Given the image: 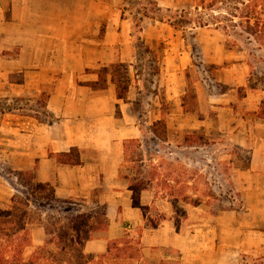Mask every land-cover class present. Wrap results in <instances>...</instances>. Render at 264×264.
<instances>
[{
	"label": "crops",
	"instance_id": "obj_1",
	"mask_svg": "<svg viewBox=\"0 0 264 264\" xmlns=\"http://www.w3.org/2000/svg\"><path fill=\"white\" fill-rule=\"evenodd\" d=\"M123 1L0 0V92L48 94L43 120L18 114L2 118L0 157L13 170L30 171L37 182L50 184L59 201L103 206L104 229L91 230L89 239L67 249L62 264H248L264 253V119L257 116L264 97L254 104L246 95L236 103L210 106L216 112L210 126L223 123L230 140L248 152L246 165L234 166L231 175L241 208L211 213L175 202L164 183L156 190L151 177L134 200V183L122 172L124 143L143 136L131 86L121 99L109 74L104 87L92 84L100 68L126 64L132 69L138 59L132 21L120 16ZM190 1L154 0L160 8L175 10ZM140 27L144 43L167 38L172 44L165 49L158 94L151 101L153 120L165 119L167 126L171 122L185 133L204 126L207 135V95L201 119L188 112L168 119L158 99L160 87L173 82V70L189 64L184 39L179 41L168 23L156 19L144 18ZM170 92L175 90L168 89L167 95L176 100ZM140 98L141 115L150 124L149 98L144 91ZM174 105L180 115L182 101ZM73 147L80 151L79 164L57 160ZM174 203L184 204L182 214ZM30 238L34 247L44 244L43 226H32Z\"/></svg>",
	"mask_w": 264,
	"mask_h": 264
},
{
	"label": "rangeland",
	"instance_id": "obj_2",
	"mask_svg": "<svg viewBox=\"0 0 264 264\" xmlns=\"http://www.w3.org/2000/svg\"><path fill=\"white\" fill-rule=\"evenodd\" d=\"M202 1L191 0L190 5L181 10L160 8L154 0H124L120 4L121 18H128L133 24V41L138 59L132 69L122 64L128 68V82L122 68L115 70L120 74V86L125 83L131 86L129 95L135 101L134 112L138 126L143 129V136L138 142H130L128 145L122 172L130 177L132 183L139 179L145 182L144 179L148 177L155 178L153 181L156 190L165 183L166 178H174L175 181L170 185L175 191L181 192L180 201L185 192L191 190L192 199L199 201L197 205H200L201 209L217 213L230 207L233 209L242 207L240 193L233 188L231 175L234 166L246 165L248 152L241 150L235 141L230 140L229 128L223 123L214 124L213 121V125L210 126L211 118L216 119V112L210 106L220 105L221 102L236 103L246 95L254 104L264 97V43L247 32L244 25L239 24L237 17L241 14L234 10L236 5L234 2L219 3L213 7L214 10L209 11L208 0H204L206 7ZM184 14L186 16H183ZM144 18L166 23L182 20L176 23V26L168 24L179 41L184 39L190 54L189 64L186 68L173 70V82L168 87L163 85L160 87L162 94L158 95V99L163 103L161 109L168 119L174 113L175 117H182V112H188L194 118L201 119L204 117V98L207 95L209 117L207 135L204 126L185 133L186 131L176 130V125L171 122H168L167 126L165 119L153 120L155 109L154 106L151 107L153 105L151 101L156 93L158 94L157 81L160 79L165 49L172 44L168 43L170 39L167 38L149 40L147 43L140 40V22ZM187 19H190L188 23L185 22ZM102 33L103 29L100 36ZM164 35L168 36L167 33ZM176 42L177 39L174 43ZM110 65L104 67L109 71ZM104 67L98 71L101 79L98 77V81L92 83L98 87L106 85L105 77L107 78L108 73H105ZM161 80L163 84V79ZM168 89L175 90L170 92V96L174 94L176 100L168 98ZM141 91H144L145 98H149V109L152 110L150 124L145 123L141 115ZM223 92L226 95L221 96ZM47 96V92H0V122L6 114L25 115L43 120L47 116L44 110ZM179 100L182 101L183 109L179 110L180 115H176L178 111L174 101L179 103ZM1 137L2 132L0 139ZM187 145L192 147L189 148ZM20 172L13 170L0 157V208H8L14 195L24 198V195L29 193L42 200L43 197L51 196L50 189H36L34 184L37 181L32 182L28 175H21ZM137 193L136 191V197ZM78 203L68 200L66 202L47 200L42 206H32L31 216L34 218L32 226L38 225L36 220L40 211H43L52 230V238L51 235L48 236L51 241L36 247L31 243L23 258L29 257L36 250L40 252L45 264H62L66 261L67 252L61 251L54 243L57 241V235L63 231L62 226L67 222L66 219L79 213L84 218L75 219L77 223L87 221L86 229L103 230L105 227L103 206H80ZM183 207V203L176 206L177 214L183 213ZM131 245L134 246V243ZM248 264H264V253L249 258Z\"/></svg>",
	"mask_w": 264,
	"mask_h": 264
},
{
	"label": "trees",
	"instance_id": "obj_3",
	"mask_svg": "<svg viewBox=\"0 0 264 264\" xmlns=\"http://www.w3.org/2000/svg\"><path fill=\"white\" fill-rule=\"evenodd\" d=\"M227 2H234L237 5L234 6V10L236 12H240L241 14L237 17L239 20V24L244 25L247 32L255 35L258 40H261L264 43V0H208V10L212 11L214 10L213 7H216L217 4H226ZM202 4L205 7L207 6L204 3V0L202 1ZM183 16L186 15L184 14ZM189 20L190 19H187V21L185 22L188 23ZM229 21L232 23L230 19ZM179 22H182V20L168 21L171 26H176ZM115 68H122L127 82L129 81L128 68L122 64H111L109 71L108 68L104 67L103 69L106 74L108 73L110 75V82L116 86V96L118 98L125 99L128 86L127 83L120 86V74L118 70H115ZM99 77L101 79V74L99 75ZM257 116L264 119V100L262 101V105L259 112L257 113ZM135 141L138 142V139L127 140L124 143L126 155L128 152L129 143ZM79 152L80 151L77 148L73 147L69 152L60 153L56 157L57 160L61 163L76 165L80 163ZM20 174L28 175L32 182L36 181L34 174L30 171L20 172ZM170 180L175 179L170 178ZM166 181L164 183V188L166 189L167 194L171 197H174V201L177 202L178 200H180L179 197L181 196V192L175 191L174 187L168 184ZM34 185L38 190H43L46 188L50 189L51 196L49 198L43 197L42 200L33 197V195L29 193L25 194L24 198L14 195L11 198V205L8 208H0V264H45L43 262L44 260L40 256V252H37L36 250H34L29 257L23 258L25 251L29 247H31L32 243L30 238V229L34 224V218L31 216V207L42 206V204L47 200H57L54 197L53 187L50 184L37 182ZM187 185L189 186L188 183ZM144 187L145 186L143 184V181H141L140 179L137 180L134 185H132V190L134 191V200L136 198V191ZM189 192H191V190H187L181 200L183 202H189L191 204L197 205L199 201L193 200V197ZM174 206L176 208V203H174ZM42 212L43 211H40L39 217L36 222L43 226L45 232L44 243L47 244L49 241H51L50 238H52V230L47 224L48 219L45 213ZM81 218L83 219L84 216L79 213L78 215H75V217H72L70 219L67 218V222L63 223V231H61V233L57 235V241L56 243H54L61 248V251L66 252L67 248L72 249V247H74V244H81L83 241L90 238V229L85 228L87 226V221H79L77 223L75 220ZM156 224L157 223L153 225ZM50 235L51 237L49 238L48 236ZM135 243L138 244V241H136Z\"/></svg>",
	"mask_w": 264,
	"mask_h": 264
}]
</instances>
